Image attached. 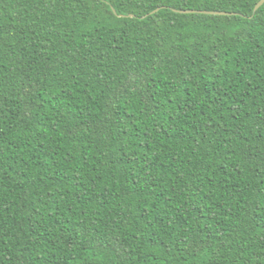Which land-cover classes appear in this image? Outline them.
Listing matches in <instances>:
<instances>
[{
  "label": "trees",
  "instance_id": "obj_1",
  "mask_svg": "<svg viewBox=\"0 0 264 264\" xmlns=\"http://www.w3.org/2000/svg\"><path fill=\"white\" fill-rule=\"evenodd\" d=\"M258 1L0 0V264H264Z\"/></svg>",
  "mask_w": 264,
  "mask_h": 264
},
{
  "label": "water",
  "instance_id": "obj_2",
  "mask_svg": "<svg viewBox=\"0 0 264 264\" xmlns=\"http://www.w3.org/2000/svg\"><path fill=\"white\" fill-rule=\"evenodd\" d=\"M264 3V0H259L257 2V4L255 5L254 11H256L262 4ZM158 9H156L155 11H157ZM177 10V9H176ZM180 12H204V13H215V14H226L227 12L225 11H209V10H195V9H183V10H178ZM123 16V15H121Z\"/></svg>",
  "mask_w": 264,
  "mask_h": 264
}]
</instances>
